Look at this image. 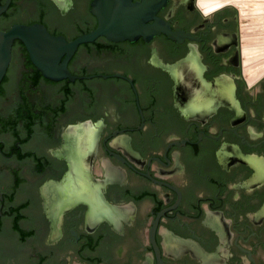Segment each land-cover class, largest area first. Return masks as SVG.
I'll return each mask as SVG.
<instances>
[{
	"label": "water",
	"instance_id": "95a60500",
	"mask_svg": "<svg viewBox=\"0 0 264 264\" xmlns=\"http://www.w3.org/2000/svg\"><path fill=\"white\" fill-rule=\"evenodd\" d=\"M220 31L193 0H0V264H264V93Z\"/></svg>",
	"mask_w": 264,
	"mask_h": 264
},
{
	"label": "flooded vegetation",
	"instance_id": "af4514ba",
	"mask_svg": "<svg viewBox=\"0 0 264 264\" xmlns=\"http://www.w3.org/2000/svg\"><path fill=\"white\" fill-rule=\"evenodd\" d=\"M52 1L60 15H66L74 7V0ZM227 6L235 10L236 32L216 33L211 40L213 52L225 51L233 44L238 53L239 75L244 87L251 96L264 93V0H193V7L202 19ZM260 62L261 67H257Z\"/></svg>",
	"mask_w": 264,
	"mask_h": 264
},
{
	"label": "rangeland",
	"instance_id": "374dc122",
	"mask_svg": "<svg viewBox=\"0 0 264 264\" xmlns=\"http://www.w3.org/2000/svg\"><path fill=\"white\" fill-rule=\"evenodd\" d=\"M252 31V30H251ZM257 67H261V62L257 65Z\"/></svg>",
	"mask_w": 264,
	"mask_h": 264
},
{
	"label": "bare ground",
	"instance_id": "6f19581e",
	"mask_svg": "<svg viewBox=\"0 0 264 264\" xmlns=\"http://www.w3.org/2000/svg\"><path fill=\"white\" fill-rule=\"evenodd\" d=\"M222 1H225V0H222ZM245 23V22H244Z\"/></svg>",
	"mask_w": 264,
	"mask_h": 264
}]
</instances>
